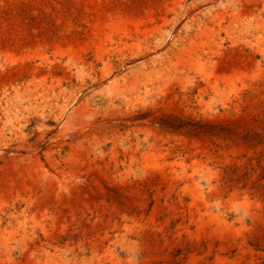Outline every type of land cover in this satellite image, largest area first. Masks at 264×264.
I'll list each match as a JSON object with an SVG mask.
<instances>
[{"label": "rangeland", "instance_id": "1", "mask_svg": "<svg viewBox=\"0 0 264 264\" xmlns=\"http://www.w3.org/2000/svg\"><path fill=\"white\" fill-rule=\"evenodd\" d=\"M0 264H264V0H0Z\"/></svg>", "mask_w": 264, "mask_h": 264}]
</instances>
